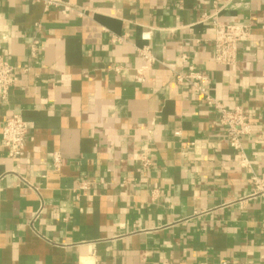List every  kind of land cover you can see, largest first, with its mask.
<instances>
[{
  "label": "crops",
  "instance_id": "0c3cea01",
  "mask_svg": "<svg viewBox=\"0 0 264 264\" xmlns=\"http://www.w3.org/2000/svg\"><path fill=\"white\" fill-rule=\"evenodd\" d=\"M62 1L83 15L0 0L17 78L0 108V264H264V0ZM206 14L251 27L234 66L216 64ZM143 49L155 62L138 83ZM184 54L253 122L248 168L167 68ZM14 114L29 127L21 159L2 143Z\"/></svg>",
  "mask_w": 264,
  "mask_h": 264
},
{
  "label": "built area",
  "instance_id": "2783aa9c",
  "mask_svg": "<svg viewBox=\"0 0 264 264\" xmlns=\"http://www.w3.org/2000/svg\"><path fill=\"white\" fill-rule=\"evenodd\" d=\"M44 5L46 11L55 9L62 14L78 13L73 6L62 0H34ZM204 21L212 20L215 37L213 39V47L215 50L216 64L224 67H232L238 59V50L242 43L248 40L251 34V27L236 24H220L214 15H204ZM35 51V48H33ZM141 57L145 61V66L137 73L136 81L143 83V71L149 70L154 64L155 59L149 49L140 51ZM167 68L174 74L178 86L187 88L192 94L197 95L208 106L212 107L217 121L222 128L223 138L228 145L239 153L240 166L248 168V160L244 155L241 145V138L252 134L253 122L244 114L241 108L228 109L221 104L211 94L210 78L203 75L192 64L189 63L187 55H182L174 65H169ZM120 72V68L114 69ZM17 78L15 76L13 66L0 53V108L8 104L9 95L12 88L16 85ZM29 135V127L26 121L18 114H14L9 118L2 130L3 146L9 150V156L12 159H21L25 155L27 139ZM176 137H180V132L175 133ZM194 146V144L185 145L186 148ZM137 161L143 170H149L153 165V159L150 157L146 149L141 150ZM55 162L59 163V156H56ZM256 186L257 194L264 198V182L258 178H253ZM222 264H238L223 262ZM250 264V263H239Z\"/></svg>",
  "mask_w": 264,
  "mask_h": 264
}]
</instances>
